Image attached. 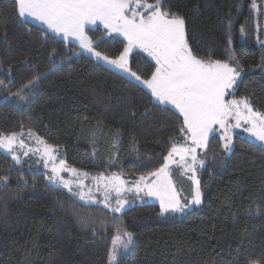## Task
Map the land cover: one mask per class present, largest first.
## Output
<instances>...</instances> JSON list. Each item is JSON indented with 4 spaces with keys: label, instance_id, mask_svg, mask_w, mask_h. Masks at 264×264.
<instances>
[{
    "label": "trees",
    "instance_id": "trees-1",
    "mask_svg": "<svg viewBox=\"0 0 264 264\" xmlns=\"http://www.w3.org/2000/svg\"><path fill=\"white\" fill-rule=\"evenodd\" d=\"M251 3L166 0L163 6L185 19L195 55L241 69L235 97L248 96L253 108L264 112V46L259 42L264 41V7L258 20ZM87 32L95 49L112 58L127 43L100 25ZM131 68L148 79L155 62L135 51ZM42 73L31 94L25 92L26 101L9 95ZM0 80L5 82L0 85V132L32 129L80 170L147 175L164 163L170 138L183 142L179 112L155 103L142 85L96 62L78 45L19 18L13 0H0ZM220 143L218 134L210 137L206 167L198 172L202 206L165 214L150 201L121 213L103 205L85 207L47 183L38 157L16 163L0 150V178H8L0 183V264H108L117 230L125 228L134 234V245L121 252L119 264H264V147L243 133L234 135L229 154ZM173 177L189 199L191 182L179 169Z\"/></svg>",
    "mask_w": 264,
    "mask_h": 264
},
{
    "label": "snow or ice",
    "instance_id": "snow-or-ice-1",
    "mask_svg": "<svg viewBox=\"0 0 264 264\" xmlns=\"http://www.w3.org/2000/svg\"><path fill=\"white\" fill-rule=\"evenodd\" d=\"M166 0H13L17 16L27 20L33 18L47 26V29L61 34L65 40H74L81 50L87 51L134 81L139 82L160 105H172L182 116L179 132L183 142L169 139L171 147L164 157V163L156 171L141 175L129 182L120 175L103 173L92 177V185L85 184L87 172L68 167L64 159H59L60 148L49 144L32 129L27 136L32 138L35 147L26 144L25 131L0 132V149L10 153L16 163L21 156L38 155L44 167L50 170L47 181L66 189L67 192L83 203L85 207L103 205L113 213H121L129 203L124 199L126 193H135L138 198L154 197L159 200L161 214L183 213L203 199L198 170L206 167L209 139L219 132L220 149L229 154L233 149V130H244L264 144V112L253 108L248 96L235 97V85L241 69L227 60L203 59L194 54L187 38L185 19L178 13L164 8ZM264 5L252 0L251 8L260 12ZM100 22L108 35L117 34L126 38V46L115 58L96 51L93 39L88 35L86 26ZM232 21H227V42L231 44ZM241 34L245 29H239ZM257 39H259L257 37ZM264 46V41H259ZM134 51L146 53L155 61V71L150 78L143 79L131 68ZM55 50L50 58L55 62ZM231 58V57H230ZM68 60L71 57L67 58ZM64 63V61H60ZM11 72V66L6 69ZM38 74L29 79L12 97L26 101L31 89L39 83ZM0 80V85H4ZM231 96L232 98H228ZM7 100V97H5ZM18 150L21 154H17ZM216 158V154H213ZM178 166L193 184L191 199L183 197L171 179V168ZM71 173L66 179L62 173ZM151 181L149 182V179ZM7 184L8 178H0ZM74 215L81 214L74 210ZM83 222L88 217L81 216ZM103 223V222H102ZM108 253V264H119L121 252L134 245V234L127 229H118ZM93 235H96L93 232ZM119 242V245L117 244Z\"/></svg>",
    "mask_w": 264,
    "mask_h": 264
},
{
    "label": "rangeland",
    "instance_id": "rangeland-1",
    "mask_svg": "<svg viewBox=\"0 0 264 264\" xmlns=\"http://www.w3.org/2000/svg\"><path fill=\"white\" fill-rule=\"evenodd\" d=\"M148 2H149V1H148ZM149 3H151V2H149ZM263 5H264V3H263ZM261 10H262V9H261ZM261 10H260V12H257V11L255 10V13H256V16H257L258 20H259V17H260V15H261ZM263 11H264V8H263ZM22 19H23V18H22ZM27 19H28L29 21H31V22H33V23H35V24H37V25L43 27L44 29H46V30L52 32L53 34L59 36L60 38L64 39V37H63L61 34L55 33V32H53V31H51L50 29H47V26L44 25L43 23H41L40 21L35 20V19H33V18H30V17L27 18ZM99 25L102 26V27H104V25H103L102 23L97 22V24H95V25H88V26H86V31H87V28H95V27H97V26H99ZM88 35H89V34H88ZM114 35H117V34H114ZM89 36H90V35H89ZM117 36L122 37V38L126 41V38H124L122 35H117ZM64 40H65V39H64ZM66 41H68L69 43H73V44L78 45L74 40L69 39V40H66ZM126 42H127V41H126ZM78 46H79V45H78ZM96 51H97V50H96ZM82 52H83L84 54H86L87 56L91 57L92 59H94L96 62H98V63H100V64H102V65H105V66H107V67H109V68H111V69H114L115 71L119 72L121 75H123V76H125V77H127V78H129V79H131V80H133L131 77H129V76H127L125 73L120 72L119 70L115 69L113 66H111V65H109V64H107V63H105V62H103V61H97L96 58H95L94 56H92L90 53H88L87 51H83V50H82ZM134 52H135V51H134ZM144 54L147 55L146 53H144ZM102 55H104V54L102 53ZM147 56H148V55H147ZM109 57H110V56H109ZM148 57H149L151 60L154 61L153 58H151L150 56H148ZM110 58H112V57H110ZM154 62H155V61H154ZM241 75H242V71H241ZM241 75H240V77H241ZM240 77H239V79H240ZM239 79H238V80H239ZM238 80H237V82H238ZM133 81H134V80H133ZM135 82H136V81H135ZM137 83H139V82H137ZM142 86H143V85H142ZM164 106H169V107L175 109L172 105H164ZM175 110H176V109H175ZM176 111L178 112V110H176ZM244 127H247V125H244ZM244 127L236 128V129L233 130V147H234V135L237 134V133H243V134H244L246 137H248L250 140H252V141H254V142H256V143H258V144H260V145H262V146L264 147V144H262L260 141L256 140L252 135H250L248 132H246V131L244 130ZM24 131H25V130H24ZM26 133H27V131H25V136H24V139H25L26 144H29V145L35 147V143H34L33 139L30 138V137H28ZM214 134H218V135L220 136V133H219L218 131L215 132ZM214 134H213V135H214ZM210 137H211V136H210ZM0 150H2L3 152H5V150H3V149H0ZM5 153H7V152H5ZM7 154H9V155L11 156L10 153H7ZM17 154H21L19 150H18ZM30 156H35V157H38V158H39L38 155H33V154L30 153L29 156H27V157H25V156H21V162L26 161ZM39 159H40V158H39ZM59 159H60V158H59ZM67 166H68V167L75 168V169H78V168H76V167H74V166L69 165L68 163H67ZM175 169H179V170H180V173L190 181V179L188 178V176H186V175L183 174V170H182L181 168H179L178 166H173V167L171 168V179H172V182H173V184H174L175 186H176V184H175L174 177H173V173H174V170H175ZM78 170H80V169H78ZM44 171L46 172V181H47V176L50 174V170H49V169H46V168L44 167ZM80 172H87V171L80 170ZM198 172H199V170H198ZM87 173L89 174V176L85 179V184L88 185V186H91L92 183H93V181H92V177H94V176H96V175H98V174H101V173H91V172H87ZM103 174L106 175V176H111L113 173H103ZM115 174H117V173H115ZM62 175H64L66 179L71 178V173L64 172V173H62ZM117 175L122 176L123 178H125V179L128 180L129 182L134 181V180H136V179L139 178V176H131V175H124V174H117ZM197 175H198V173H197ZM198 178H199V177H198ZM151 179H152V178L149 179V182L151 181ZM190 182H191V181H190ZM47 183H49V182L47 181ZM49 184H50V183H49ZM191 186H192V188H191V193H192V190H193V184H192V182H191ZM176 188H177V186H176ZM65 190H66V189H65ZM177 190L180 191V192L182 193V196H184V195L186 196V193H185L184 190L179 189V188H177ZM66 191H67V190H66ZM130 195H131V197H130ZM123 198H124V199H127V200L129 201V203H128L127 205H125V209H126L127 207H129V206H132V205L136 204V203H144V202H148V201L159 204V200H158L157 198H154V197H144L143 199H140V198L137 197V195H136L135 193H126L125 196H124ZM190 199H191V197H189L188 200H190ZM203 201H204V200L202 199L201 204H199V205H193V206L190 207L189 209H192V208H194V207H201L202 204H203ZM189 209H187V210H189ZM187 210H185V211H187ZM117 235H118V234H117ZM117 244L119 245V242H117ZM129 251H130V249H129L128 251H126V252H129Z\"/></svg>",
    "mask_w": 264,
    "mask_h": 264
},
{
    "label": "crops",
    "instance_id": "crops-1",
    "mask_svg": "<svg viewBox=\"0 0 264 264\" xmlns=\"http://www.w3.org/2000/svg\"><path fill=\"white\" fill-rule=\"evenodd\" d=\"M28 20V19H27Z\"/></svg>",
    "mask_w": 264,
    "mask_h": 264
}]
</instances>
